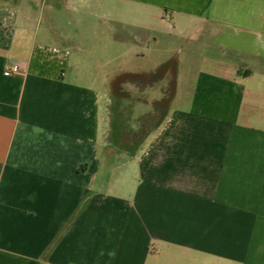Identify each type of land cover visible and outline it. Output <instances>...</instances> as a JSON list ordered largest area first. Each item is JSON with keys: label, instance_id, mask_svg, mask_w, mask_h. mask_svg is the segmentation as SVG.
I'll use <instances>...</instances> for the list:
<instances>
[{"label": "crops", "instance_id": "1", "mask_svg": "<svg viewBox=\"0 0 264 264\" xmlns=\"http://www.w3.org/2000/svg\"><path fill=\"white\" fill-rule=\"evenodd\" d=\"M263 89L264 0H0V264H264Z\"/></svg>", "mask_w": 264, "mask_h": 264}, {"label": "rangeland", "instance_id": "2", "mask_svg": "<svg viewBox=\"0 0 264 264\" xmlns=\"http://www.w3.org/2000/svg\"><path fill=\"white\" fill-rule=\"evenodd\" d=\"M99 31H103L102 29ZM120 41H109L108 39L104 40H100V41H96V45L93 46L91 48V53L92 56L89 57L91 59H93L99 69V71L101 73L104 72V70L108 71L111 70L110 67L114 66V68L112 69V75L114 76L112 81L114 83V85H116L117 83H119L122 80H126V79H134V78H140L141 76H138L136 71H128V72H123L122 70H120V67H127V68H137L138 66L141 65H145L148 66V64L150 65V61H152V56L154 55V58H158V59H163L166 56V53H168V51H170V45L173 41L168 37V36H164L161 37L158 41V43H135L132 40H126L124 41V44H120L117 43ZM175 46V45H174ZM173 46V47H174ZM105 47H108L107 50V54L109 56V58H112L113 62H111L110 67L107 65L105 66L104 63V59L108 58L107 55H103L102 52L103 49H105ZM178 47V46H177ZM178 48L173 52L174 54L177 52ZM138 52H142L144 54H146V59L145 61H143V59H141V57L135 56L136 53ZM171 51V54H173ZM231 55V54H230ZM229 55V56H230ZM175 59V56L173 57V60ZM227 60V59H225ZM169 65V64H168ZM259 65V64H258ZM261 65V63H260ZM166 68V67H165ZM161 70V69H160ZM163 72V71H162ZM163 76L165 75V73H159V76ZM166 75L168 76V79L172 80L175 77V73L174 71H172L171 73L166 72ZM169 90V89H168ZM264 91V89H263ZM131 93V92H130ZM117 98H114V104H113V127H114V132L117 131L119 124L121 123L122 119L125 120H129V123H134L136 120V116H132L129 113H127L125 111V115H121V105L120 103L115 100ZM118 103H116V102ZM165 104V103H162ZM137 106V105H136ZM163 108L166 105H161ZM129 114V115H128ZM126 122V121H125Z\"/></svg>", "mask_w": 264, "mask_h": 264}, {"label": "built area", "instance_id": "3", "mask_svg": "<svg viewBox=\"0 0 264 264\" xmlns=\"http://www.w3.org/2000/svg\"><path fill=\"white\" fill-rule=\"evenodd\" d=\"M19 72H20V69L16 65H13L5 69L4 75L8 76V75H12L14 73H19Z\"/></svg>", "mask_w": 264, "mask_h": 264}, {"label": "trees", "instance_id": "4", "mask_svg": "<svg viewBox=\"0 0 264 264\" xmlns=\"http://www.w3.org/2000/svg\"><path fill=\"white\" fill-rule=\"evenodd\" d=\"M32 264H34V263H32Z\"/></svg>", "mask_w": 264, "mask_h": 264}]
</instances>
